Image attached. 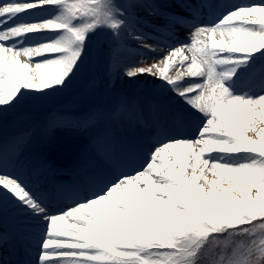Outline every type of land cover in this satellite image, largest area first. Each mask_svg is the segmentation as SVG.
<instances>
[{
  "label": "snow or ice",
  "instance_id": "snow-or-ice-1",
  "mask_svg": "<svg viewBox=\"0 0 264 264\" xmlns=\"http://www.w3.org/2000/svg\"><path fill=\"white\" fill-rule=\"evenodd\" d=\"M144 7L155 10L141 0H0V120L28 95L67 88L99 32L116 42L112 55L125 35L142 44L135 25ZM125 75L160 79L183 101L169 134L140 167L59 212L0 173L3 195L26 221L43 224L35 256L22 264H264V0L233 5L195 26L190 43ZM9 144L15 154L23 140H0V158ZM97 147L107 153L110 145ZM26 229L24 222L15 237L0 233V264H11L5 251L26 244Z\"/></svg>",
  "mask_w": 264,
  "mask_h": 264
},
{
  "label": "rangeland",
  "instance_id": "rangeland-1",
  "mask_svg": "<svg viewBox=\"0 0 264 264\" xmlns=\"http://www.w3.org/2000/svg\"><path fill=\"white\" fill-rule=\"evenodd\" d=\"M166 23L167 19L163 17V20L154 25L144 27L143 35L146 38L142 44L139 43V48L129 51L128 66L139 67L156 63L158 58L154 51L145 45L156 48L155 40L161 35L159 29ZM215 38L219 40V35ZM112 44L113 39L106 31L92 36L88 43L86 61L67 88L47 96L28 95L24 102L4 114L0 124L8 116L6 126H13L20 134L31 130L34 136L29 138L30 145L36 143L37 133L44 129L45 133L41 137L48 144L50 150L47 149V152L58 161L79 166L86 163L94 166V162L87 160V146L97 145L105 138L115 139L116 144L122 146L118 140L127 136L129 142L137 148L139 145L142 151V154L138 151L135 155L137 165H141L149 150L144 147L147 138L149 139L146 131L150 129H146L147 125H144L149 122L147 114L158 120L164 117V107L159 105V98L180 105H183V101L162 80L151 75H138L132 79L122 75L113 64L110 49ZM153 97H157V100L152 99ZM152 104L157 107H154V111L149 110V105ZM118 108V117L123 118L119 126L114 119L115 109ZM163 120L165 124L166 119ZM117 129H121L122 134ZM142 137L144 146L139 140ZM148 144H151L150 140ZM97 165L95 164L96 167ZM3 219L7 220L6 217ZM30 222L41 224L37 221Z\"/></svg>",
  "mask_w": 264,
  "mask_h": 264
},
{
  "label": "bare ground",
  "instance_id": "bare-ground-1",
  "mask_svg": "<svg viewBox=\"0 0 264 264\" xmlns=\"http://www.w3.org/2000/svg\"><path fill=\"white\" fill-rule=\"evenodd\" d=\"M181 2H183V7L186 8V11L194 15L193 20L191 19V20H188L187 22L186 20H184L187 24L192 25L191 27L190 26L186 27V29H188L187 31L190 33V36L195 26L206 25V24L200 23L199 21H196L198 15H201L200 8L196 9V7L194 6L196 5L195 3L196 0H141V3L145 5L154 6L155 10H153V7H144V8L137 10L138 22L135 25L136 33H142V34L145 33L144 27H150L151 25H154L157 21L163 20V17H167V18L170 16L182 17V14H181L182 12H180V8L178 6L179 3ZM47 14H50V12L45 13V15ZM169 23L170 24H168V26L170 25L179 26V24L173 23L172 21H170ZM179 30H182V29L175 30L176 33ZM161 31L164 32V30H161ZM139 43L140 42H138L137 40L130 39L129 37H127V35H125L124 37L121 38L119 42L117 54L113 55V64H115V66L119 69V72L124 76H126L125 71L129 67L128 66L129 65L128 63L129 51H131V49L139 48ZM184 44H187V41H176L173 44L166 46V44L163 42L162 39H159V38L156 39L155 44H154V46H156L154 53L156 57L158 58L156 59V63L159 62L161 58H163L164 55H167V53L171 49L175 47H180L181 45H184ZM114 47H117V44L116 42L113 41V44L110 49L112 50V48ZM189 53L190 52H187L186 55L190 56ZM176 68H179V58H177L176 60L175 67L170 65L169 74L175 75ZM193 80L198 81L199 78L198 79L192 78V77L184 78V81L191 82ZM175 105H176L175 107L183 106L177 103H175ZM76 122H78V120H76ZM144 124H146L148 127H152L151 123L149 122L144 123ZM153 132L155 133L156 131H153ZM167 134H169V132H167L166 135ZM165 137H166L165 135H162L161 139H164ZM3 141L9 142L11 140L6 139ZM16 153L13 154L12 146L11 144H9L8 154L13 155L14 157L16 155V157L18 156V159L15 161V164H13L10 167H6V168L0 167V173H6L12 176L19 177V175H17V172L18 170H21L24 172V175L28 177V179L32 183V186H36V187L45 184L46 187L47 185H49L54 189L61 190L64 185L69 184L79 189H83V190L89 189L86 178L84 181L85 174L83 172L82 173L79 172L78 171L79 169L69 172V175L67 173H64L63 175L68 176L66 180L61 178L62 175H60V172L54 169H50L49 165L51 164V162H49L48 158L41 152L39 145L35 144L33 146L31 145L28 146V143L23 141L21 149ZM2 159L3 157L0 158V161ZM95 160L102 163V167H101L102 173L99 174L100 177L97 179L99 183H101L102 181H106L108 179H114L115 176L119 175L121 172L131 171L133 169L130 167H116L115 165H117L118 162L115 159V154L113 153V150L111 148L108 149L107 153L105 152L104 149L102 148L99 149L97 158ZM44 170L47 171V174L49 177L46 179V181H44L45 179L42 176H40L41 175L40 172H43ZM19 178L24 182V180L21 177ZM25 184H27V182ZM27 186L30 188L28 184ZM56 193H59V192L57 191ZM60 210L61 209H59V211ZM3 217H8L10 218V220H16V221L25 220L26 221L25 217L18 211V209L16 208L12 200L9 197L4 196L2 191H0V233H7L9 237H14V235L16 236L19 235L22 223H20L17 226L11 227L9 224L5 223V220L3 219ZM32 225L33 224L27 223V229L25 231V235L28 236L27 242L31 244H35V241L39 238V235H40L39 228L41 229L43 227V224L42 225L35 224V226H32ZM29 247H31L30 252H31V249L34 250L32 246H29ZM27 250H25L26 254H27ZM6 253L7 252L5 251L3 255L4 259H5ZM32 254L33 253H31L30 255L27 254V256H31Z\"/></svg>",
  "mask_w": 264,
  "mask_h": 264
}]
</instances>
